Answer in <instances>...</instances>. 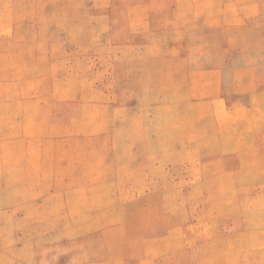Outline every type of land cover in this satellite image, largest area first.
Wrapping results in <instances>:
<instances>
[{"label": "rangeland", "instance_id": "374dc122", "mask_svg": "<svg viewBox=\"0 0 264 264\" xmlns=\"http://www.w3.org/2000/svg\"><path fill=\"white\" fill-rule=\"evenodd\" d=\"M0 264H264V0H0Z\"/></svg>", "mask_w": 264, "mask_h": 264}]
</instances>
